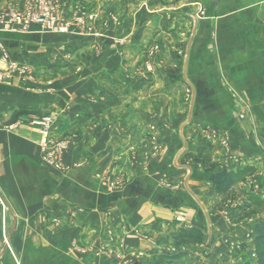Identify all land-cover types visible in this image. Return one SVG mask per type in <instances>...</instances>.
<instances>
[{
  "label": "crops",
  "instance_id": "1",
  "mask_svg": "<svg viewBox=\"0 0 264 264\" xmlns=\"http://www.w3.org/2000/svg\"><path fill=\"white\" fill-rule=\"evenodd\" d=\"M216 2L218 12L213 20L214 74L217 72V77L221 76L233 88L234 95L237 93L244 99L249 114L244 120H239L236 98L213 92L212 108L200 117L196 116L195 123L209 121L215 129L223 132L228 150L222 149L217 138H206L194 127H188L184 132L186 154L194 152L200 160L191 167V171L183 169L174 172L170 166V155L176 149L175 130L159 129L158 146L161 150L158 157L144 166H138V173L134 171L125 186L117 191L112 188L111 182L117 178L115 176L106 177L98 184L94 173L98 168H104L107 160L103 155L92 154H106L120 149L118 145L113 147L118 137L112 133L117 129L107 125L109 118L113 120L111 115L114 113L101 111L97 115L87 111V119L98 122L95 132L103 137L102 141L94 145L87 141V147L80 149V145L78 149H72L66 155L65 163L69 170L65 173L40 162L32 129L21 125L11 132L0 130V161L4 160L0 168H5L7 177H11L8 186L5 184L4 189L0 186V193L4 190L3 198L11 208L13 206L9 201H21L18 206L14 205L19 210L12 215L15 219L22 216L21 220L25 223V230L17 240V246L23 251L21 263L218 264L221 255L245 239L250 226L237 218L231 222L222 217L225 210H220L217 200L210 195L211 175L205 169L209 164L227 172L251 168L247 177H251L253 183L250 179L246 181L264 189V0ZM25 3L26 0H0V12L9 6L21 9ZM58 42V37L41 32L36 27L27 33L0 30V46L5 57L4 61L0 60V71L16 65L38 67L40 60L48 61L47 58L54 56L60 45ZM64 45L69 46L70 42ZM42 71L40 69L39 73H35L36 82L31 84L32 89L18 73L8 83L0 82V114L9 116L26 108L30 102L43 100L53 108L65 107V103L59 101L62 95L59 97L58 86L51 84L48 89L45 84H38L37 78L43 79L40 75ZM48 71L52 79L60 77L54 69ZM197 71L200 72V69ZM199 77L201 81L197 80L196 84L201 85L204 77ZM87 82L93 84L92 80ZM105 95L103 101L108 98ZM199 102L203 104L202 97H199ZM108 105L116 106L115 110L120 109L117 103L108 104L106 100L105 108ZM109 126L112 130H108ZM107 135L111 138L105 140ZM84 153H87V160L81 161ZM184 179L209 212L211 224L205 229L200 224L182 226L173 223L170 196L173 193L169 185ZM181 191L179 195H182ZM198 215L189 209L186 223H193L196 217L200 218L201 215ZM52 216L54 220L50 226ZM181 227H194L203 233L204 246H190L195 257L189 261H186L185 255L182 256L180 247L173 246L172 237ZM73 243L87 247V255H78L73 251ZM202 248H208L209 252L204 255ZM237 254L235 252L229 257V264H235Z\"/></svg>",
  "mask_w": 264,
  "mask_h": 264
},
{
  "label": "rangeland",
  "instance_id": "2",
  "mask_svg": "<svg viewBox=\"0 0 264 264\" xmlns=\"http://www.w3.org/2000/svg\"><path fill=\"white\" fill-rule=\"evenodd\" d=\"M216 1L26 0L21 9L7 7L18 12L37 6L49 8L56 16L57 30L36 28L58 37L60 45L54 56L47 58L48 61L40 60L36 68L16 65L15 71H9V79L0 82L8 83L18 73L31 88V84L36 82L35 73L43 69L40 74L43 79L37 78L38 84L43 83L48 89L52 87L51 84L58 86L59 97L62 95L59 101L64 102L65 107L53 108L44 100L30 102L26 108L14 111L9 116L1 113L0 130L11 132L21 125L32 129L40 162L65 173L69 170L65 163L66 155L72 149L76 150L80 145V149L87 147V141L92 145L102 141L103 137L100 138L99 132H95L98 122L95 119L89 121L87 111L97 115L101 111L114 113L111 115L113 120L109 118L107 125L114 126L113 130L117 129V132L114 130L112 133L118 137L113 147L117 148L118 145L120 149L107 151L106 154H92L103 155L107 160V165L94 173L98 184L105 181L103 179L106 177L115 176L117 178L111 184L117 191L125 186L134 171L138 173V166H144L158 157L161 150L158 146L159 129L175 130L176 149L170 155V166L174 172L183 169L191 171V167L200 160L194 152L186 154L184 132L188 127H194L206 138H217L222 149L227 151L228 144L225 135L222 136L223 132L215 129L209 121L198 125L195 123L196 116L200 117L212 108L213 92L236 98L239 120H244L249 114L244 99L237 93L234 95L233 88L221 76L217 77V72L214 74L213 20L218 12ZM33 28L35 25L17 33H27ZM67 41L70 42L69 46L64 45ZM51 69L60 77L52 79L48 71ZM5 71L1 70L3 74H6ZM202 75L204 83L196 84L197 80L201 81L199 76ZM87 80H92L93 84ZM64 93H67L66 97ZM104 95L108 97V104L117 103L120 109L115 110L116 106L109 105L105 108ZM199 97H202L203 104L199 102ZM111 135H107L105 140L110 139ZM80 160H87V153ZM3 162L1 159L0 163ZM215 166L209 164L205 172L212 176L215 172L225 171ZM5 171V168H0V186L3 189L5 184L9 185V178L11 181ZM250 172L251 168L232 172L239 173L238 180L225 194H218L211 183L213 189L210 188V195L217 200L220 210H225L222 217L231 222L237 218L240 222L248 223L251 228L242 243L237 242L220 256L218 264H229V257L235 252H238L235 264L255 259L252 250L254 227L264 220V189L256 183L252 184L251 177H247ZM249 179L252 182L250 184L247 182ZM170 184L173 223L182 226L200 224L204 229L210 225L211 217L204 202L187 187L186 180ZM179 191L182 195H179ZM3 192L0 193V264H25L21 263L23 251L17 246L25 223L21 220L22 216L21 219H15L12 215V212L19 210L14 205L18 206L21 201H9L13 206L11 208L3 198ZM189 209L194 210L197 217L198 213L201 215L193 223H186L185 220ZM50 218L52 226L54 217ZM180 231L193 233L190 232L192 235L186 237L176 236ZM172 239L173 246L182 249L181 254L186 256V261L195 257L190 246H204L203 233L194 227L179 228ZM71 247L78 255H87V247L77 243ZM201 250L204 255L209 252L208 248Z\"/></svg>",
  "mask_w": 264,
  "mask_h": 264
},
{
  "label": "built area",
  "instance_id": "3",
  "mask_svg": "<svg viewBox=\"0 0 264 264\" xmlns=\"http://www.w3.org/2000/svg\"><path fill=\"white\" fill-rule=\"evenodd\" d=\"M39 9V10H38ZM56 16L53 15L47 7L27 8L23 12L15 11L13 8H7L0 13V30L4 31H27L31 26L40 27L47 30H57ZM0 60L4 61V51L0 46ZM15 71L16 67L11 66L3 74L0 71V81L9 79V71Z\"/></svg>",
  "mask_w": 264,
  "mask_h": 264
},
{
  "label": "trees",
  "instance_id": "4",
  "mask_svg": "<svg viewBox=\"0 0 264 264\" xmlns=\"http://www.w3.org/2000/svg\"><path fill=\"white\" fill-rule=\"evenodd\" d=\"M238 175L239 173L218 171L211 176L210 181L218 194H225L237 182ZM190 232L180 231L179 234L176 236H190L192 235ZM254 236L255 237L252 247V250L255 255L254 261L243 260L237 262L236 264H264V220L255 225Z\"/></svg>",
  "mask_w": 264,
  "mask_h": 264
}]
</instances>
